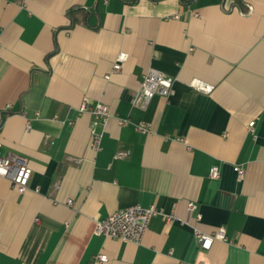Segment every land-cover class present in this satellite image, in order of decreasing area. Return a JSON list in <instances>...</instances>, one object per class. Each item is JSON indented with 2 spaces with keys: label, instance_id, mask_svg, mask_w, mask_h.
Listing matches in <instances>:
<instances>
[{
  "label": "crops",
  "instance_id": "0c3cea01",
  "mask_svg": "<svg viewBox=\"0 0 264 264\" xmlns=\"http://www.w3.org/2000/svg\"><path fill=\"white\" fill-rule=\"evenodd\" d=\"M150 68L173 93L142 111L130 99ZM84 100L111 115L98 152ZM0 142L32 170L23 194L0 176V264H264V0H0ZM136 205L175 219L139 244L94 234ZM194 228L227 241L201 250Z\"/></svg>",
  "mask_w": 264,
  "mask_h": 264
},
{
  "label": "built area",
  "instance_id": "2783aa9c",
  "mask_svg": "<svg viewBox=\"0 0 264 264\" xmlns=\"http://www.w3.org/2000/svg\"><path fill=\"white\" fill-rule=\"evenodd\" d=\"M107 0H104L106 2ZM186 14L193 17H198L199 13L192 10L190 6H186ZM180 15L175 16L178 18ZM120 65L115 63L112 68V73L119 71ZM175 79L163 72L150 68L143 75L139 85V89L130 99V104L133 108L139 110H146L150 101L155 96L169 98L173 93V85ZM192 88L200 92H210L211 87L206 86L200 81L193 80L189 84ZM79 113L88 112L93 118L92 126L90 129L91 143L90 147L93 151L98 152L101 149V142L103 137L104 128L109 121L111 115L108 112L107 106L98 103L93 107H89L86 100H84L79 108ZM120 126L129 125L128 119L119 120ZM99 127L101 129L99 130ZM29 124L27 125V129ZM137 132L143 135H149L153 132L152 125L145 122H140L134 125ZM248 132L254 133V122H250L247 126ZM2 144L0 142V176L6 178L11 183L12 188L18 194H23L28 189L29 180L31 178L32 170L28 166L25 159L13 155L3 154L1 150ZM123 156L119 154L118 157ZM237 178L241 179L244 176V170L241 167H235ZM209 177L217 180L220 177V170L217 166H212L209 172ZM67 205L72 206V200H67ZM190 211H196V204L190 202L188 204ZM154 217H160L165 223H172L174 215L172 213L164 212L156 207L142 208L141 206H131L128 208L120 209L113 214L107 216L105 219L96 222L94 234L96 236L118 240L121 242H130L139 244L147 229L149 222ZM196 219H201L200 214L196 215ZM194 238L197 242L198 248L201 250L210 249L212 243L217 241H227L226 234L223 228L208 234L200 231L197 228L193 229ZM98 262H107V256L100 254L95 257Z\"/></svg>",
  "mask_w": 264,
  "mask_h": 264
},
{
  "label": "trees",
  "instance_id": "16d2710c",
  "mask_svg": "<svg viewBox=\"0 0 264 264\" xmlns=\"http://www.w3.org/2000/svg\"><path fill=\"white\" fill-rule=\"evenodd\" d=\"M91 14L92 12L83 10L81 8H72L68 11L71 25H74L78 22L87 23Z\"/></svg>",
  "mask_w": 264,
  "mask_h": 264
}]
</instances>
